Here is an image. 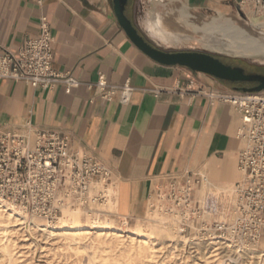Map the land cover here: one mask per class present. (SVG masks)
<instances>
[{
    "label": "crops",
    "instance_id": "0c3cea01",
    "mask_svg": "<svg viewBox=\"0 0 264 264\" xmlns=\"http://www.w3.org/2000/svg\"><path fill=\"white\" fill-rule=\"evenodd\" d=\"M243 1L183 4L200 12L237 8ZM41 16L54 38L53 69L80 84L70 90L62 84L44 89L0 80V130L14 129L30 141L39 131L67 137L72 151L111 171L115 211L125 221L137 217L136 225L146 221L149 198L169 175L202 173L207 184H235L240 115L197 93L229 87L209 75L151 59L120 27L111 0H0V44L16 51L38 34ZM98 74L115 85L130 82L126 103L103 102L87 87ZM153 90L161 92L154 95Z\"/></svg>",
    "mask_w": 264,
    "mask_h": 264
},
{
    "label": "built area",
    "instance_id": "2783aa9c",
    "mask_svg": "<svg viewBox=\"0 0 264 264\" xmlns=\"http://www.w3.org/2000/svg\"><path fill=\"white\" fill-rule=\"evenodd\" d=\"M264 13V1L246 0ZM241 4L239 8H241ZM54 38L46 17L38 22V34L16 50L0 44V80H13L31 87L62 84L66 90L80 83L69 73L52 67ZM103 102L126 103L133 88L129 81L115 85L98 74L87 85ZM154 95L161 91H151ZM210 101L232 106L240 115L236 137L242 143L236 155L241 179L235 183L237 201L230 222L207 220L195 199V191L207 179L198 173L167 176L153 190L148 205L160 204L177 217V238L186 241L191 253L215 248L245 246L262 249L264 244V91L219 88L200 90ZM34 140L14 129L0 130V201L54 223L66 208H88L105 203V187L111 171L99 160L71 150L67 137L39 131ZM101 183V187H95ZM147 205V208H148Z\"/></svg>",
    "mask_w": 264,
    "mask_h": 264
},
{
    "label": "rangeland",
    "instance_id": "374dc122",
    "mask_svg": "<svg viewBox=\"0 0 264 264\" xmlns=\"http://www.w3.org/2000/svg\"><path fill=\"white\" fill-rule=\"evenodd\" d=\"M239 9L243 17L239 16L234 7L196 12L187 9L183 0H139L136 24L154 43L166 49L202 51L221 57L229 63L244 61L264 65V13H259L251 5H244ZM153 13H159L165 18L177 17L179 21L188 24V31L177 27L187 39L178 47L160 44L146 29L149 16ZM194 25L197 27L196 31H191L195 28ZM249 26L257 34L253 33ZM226 86L229 89L241 88L235 83ZM234 160L237 172L236 158ZM239 180L235 178L234 183ZM228 184L234 187L228 182L219 185ZM107 189V204L91 206L92 211L97 214L90 213L101 221L111 222L110 228L103 230L94 229L82 220L83 227L80 229L61 228L48 236L42 228L30 225L27 230L23 225H16L21 223L18 218L8 216V213L3 212L8 207L1 206L0 264H246L244 254L241 252L242 256H234L231 252L233 248L230 247L215 248L213 245V251L191 253L185 249L186 244L175 242L170 237L162 240L159 235L151 245L143 236L132 232L137 226V217L133 220L126 219V222L125 218L115 211L116 185L112 182ZM195 199L199 200L196 195ZM84 209L88 210L89 207ZM85 210L81 212H88ZM125 223L127 226L124 227ZM140 225L150 224L146 220ZM249 264H254V260Z\"/></svg>",
    "mask_w": 264,
    "mask_h": 264
},
{
    "label": "bare ground",
    "instance_id": "6f19581e",
    "mask_svg": "<svg viewBox=\"0 0 264 264\" xmlns=\"http://www.w3.org/2000/svg\"><path fill=\"white\" fill-rule=\"evenodd\" d=\"M187 26L188 24L179 21L177 17L165 18L159 13H153L149 16L148 23L146 24V29L147 32L153 38H155L160 44L178 47L187 39V36L181 33L183 30L188 31V29L186 28ZM177 27L181 28L182 31L181 32L178 31ZM196 28L197 27L192 28L193 30L191 31L194 30L196 31ZM249 28L253 33L257 34V32L251 26H249ZM239 174L240 173L237 170V172H235L234 174V179L235 178L238 180L241 179V174L240 176ZM94 186L98 188L101 187L102 185L101 183H96ZM108 186L109 185L105 187V192L107 193V195L109 194L108 193L109 191L107 189ZM195 195L199 199L197 201L201 204L200 206L202 207L204 213L203 216L207 220H213L216 222L232 221L234 217V207L237 201V191L235 188V184L234 187L230 184L219 185L213 183V185H210L207 184L205 181L201 185L200 189L196 190ZM106 202L103 203L102 205H106L107 204ZM1 206L8 207L6 210L3 211L6 214L8 213V216H14V217L16 216L18 218V221H20L21 223H18L16 225L19 224L23 225L27 230L29 229L30 225H33L34 228H42V231L48 236L53 235V231L61 228L74 227L76 229H80L83 227L82 220L88 223V225L92 226L94 229H98V230L110 228L111 226L110 221L109 222L101 221L100 219L91 216V214H95V215L97 214V212L92 211L91 206L93 205H91L88 210H85L84 208L81 207L63 209L61 211L60 216L54 223L46 222L45 220L35 217L16 206H12L2 201H0V207ZM81 210H85L88 212L82 213ZM147 210H148L147 213L148 216L146 220H148L150 225L149 226L137 225L135 228L133 227L134 229L132 228L133 233H137L143 236L151 245L155 242V238L157 235H159L160 239L162 240H164L165 237H170V239H172L175 242L178 241L179 243L186 244L185 240H181L177 238V217L174 214L164 209L162 205L157 203L152 204L151 202L149 203ZM125 226H127V223L124 224V227ZM231 252L234 253V256L237 255L242 256V254H244L243 257H245L246 264H249L251 260H254V264H264V250L262 249L260 250L258 248L238 246L233 248Z\"/></svg>",
    "mask_w": 264,
    "mask_h": 264
},
{
    "label": "water",
    "instance_id": "95a60500",
    "mask_svg": "<svg viewBox=\"0 0 264 264\" xmlns=\"http://www.w3.org/2000/svg\"><path fill=\"white\" fill-rule=\"evenodd\" d=\"M128 0H111L115 17L134 45L151 59L165 65H179L190 71L209 75L220 81L228 82H258V86L243 91H264V77L259 75H245L240 67H231L223 64L217 56L193 50L166 49L154 43L140 28L129 20L125 14ZM239 16L242 12L237 7Z\"/></svg>",
    "mask_w": 264,
    "mask_h": 264
},
{
    "label": "flooded vegetation",
    "instance_id": "af4514ba",
    "mask_svg": "<svg viewBox=\"0 0 264 264\" xmlns=\"http://www.w3.org/2000/svg\"><path fill=\"white\" fill-rule=\"evenodd\" d=\"M138 1L139 0H128L127 5L125 7L124 14L125 16L131 20L135 25L136 24V15H137V8H138ZM138 26V25H137ZM139 27V26H138ZM140 28V27H139ZM141 30V29H140ZM142 31V30H141ZM223 64L231 66V67H240L244 70L245 75H259L264 77V65H257L254 63L249 62H238L235 63H229L226 60L222 59L221 57H217ZM223 84H229V83H235L237 85H240L241 88L237 89H250L258 86V82H228V81H221Z\"/></svg>",
    "mask_w": 264,
    "mask_h": 264
}]
</instances>
